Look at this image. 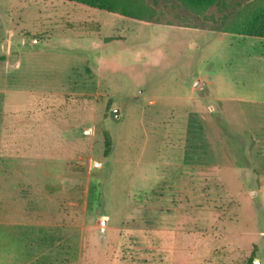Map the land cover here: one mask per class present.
Masks as SVG:
<instances>
[{
  "label": "rangeland",
  "instance_id": "374dc122",
  "mask_svg": "<svg viewBox=\"0 0 264 264\" xmlns=\"http://www.w3.org/2000/svg\"><path fill=\"white\" fill-rule=\"evenodd\" d=\"M146 3L0 0V264H264V39Z\"/></svg>",
  "mask_w": 264,
  "mask_h": 264
},
{
  "label": "trees",
  "instance_id": "16d2710c",
  "mask_svg": "<svg viewBox=\"0 0 264 264\" xmlns=\"http://www.w3.org/2000/svg\"><path fill=\"white\" fill-rule=\"evenodd\" d=\"M86 7L113 13L124 18L151 22L156 17V10L146 0H67ZM194 15L202 16L211 8L222 4L229 13L222 15L216 22L215 30L228 34H237L264 39V0H251L241 7V3L231 0H171ZM225 2V3H224ZM245 2V0H244ZM235 5L236 8L232 9ZM238 7H241L239 10Z\"/></svg>",
  "mask_w": 264,
  "mask_h": 264
},
{
  "label": "crops",
  "instance_id": "0c3cea01",
  "mask_svg": "<svg viewBox=\"0 0 264 264\" xmlns=\"http://www.w3.org/2000/svg\"><path fill=\"white\" fill-rule=\"evenodd\" d=\"M200 81V80H199ZM177 233V232H176ZM194 233V232H193ZM194 235V234H193ZM195 238H193L192 240H194ZM193 251H195V248H193ZM182 253H181V257L180 258H182L181 259V261H183L182 262V264H194L195 263V261H194V259H192V261L189 259L191 256H193L194 254H195V252H192V253H189V255H188V253H187V255H186V252H183V251H181ZM192 254V255H191ZM177 257H178V259H179V255H177ZM150 259H152L151 257H150ZM187 259V260H186ZM166 261H167V259H165ZM152 262V261H151Z\"/></svg>",
  "mask_w": 264,
  "mask_h": 264
},
{
  "label": "water",
  "instance_id": "95a60500",
  "mask_svg": "<svg viewBox=\"0 0 264 264\" xmlns=\"http://www.w3.org/2000/svg\"><path fill=\"white\" fill-rule=\"evenodd\" d=\"M198 84H200V81H199V80H195L193 86H196V85H198ZM253 264H258V261H257L256 259H254V260H253Z\"/></svg>",
  "mask_w": 264,
  "mask_h": 264
}]
</instances>
